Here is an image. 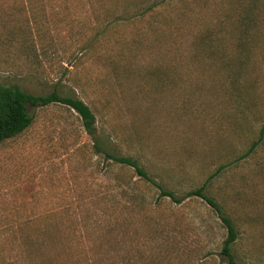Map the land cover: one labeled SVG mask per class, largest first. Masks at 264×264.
Masks as SVG:
<instances>
[{
  "label": "rangeland",
  "instance_id": "1",
  "mask_svg": "<svg viewBox=\"0 0 264 264\" xmlns=\"http://www.w3.org/2000/svg\"><path fill=\"white\" fill-rule=\"evenodd\" d=\"M113 4L0 0V84L80 97L112 151L183 195L264 124V0L247 44L234 24L247 0H170L94 39ZM27 107L30 126L0 144V264H227L205 200L171 202L110 165L72 108ZM210 190L241 228L238 264H264V141Z\"/></svg>",
  "mask_w": 264,
  "mask_h": 264
},
{
  "label": "trees",
  "instance_id": "2",
  "mask_svg": "<svg viewBox=\"0 0 264 264\" xmlns=\"http://www.w3.org/2000/svg\"><path fill=\"white\" fill-rule=\"evenodd\" d=\"M113 1V10L110 17L106 21L101 22L97 26L94 39L103 34L105 28L111 23L135 21L144 19L150 14L158 11L163 5H166L170 0H110ZM120 3V6L118 5ZM133 3V4H131ZM261 4V0H247L246 8L240 12L238 21L234 24L238 26V33L236 39L238 43H248L251 32L250 27L255 22L253 15ZM261 14H258V19ZM3 27H6L5 25ZM3 43L8 44V39L14 38L11 34H7ZM204 39L195 40L192 45H206ZM239 58H237L238 60ZM235 60V59H234ZM50 103H61L75 110L81 118L82 125L92 140L93 152L105 160H109L110 165L120 167H131L135 174L145 181L147 184L158 190L159 195L169 198L171 202L180 203L186 197L197 196L205 200L211 206L217 216L220 218L227 235L223 239L221 246V254L227 261V264H238L236 259V248L240 237V227L233 217L226 211V208L210 195V188L213 186V179L218 176L227 166L244 159L251 155V153L264 141V124L260 126L257 138L252 141L249 148L243 153L234 158L228 163L220 164L212 173H210L205 181L192 189L187 190L183 195L178 196L173 190L164 187L163 184L154 179L149 172L132 156L118 154L111 150V148L101 139L97 132L96 116L91 107L80 97L70 95H60L53 91L47 95L34 96L21 90L17 86L0 84V144L7 139L21 134L32 123V116L28 111L27 104L32 106H45Z\"/></svg>",
  "mask_w": 264,
  "mask_h": 264
}]
</instances>
